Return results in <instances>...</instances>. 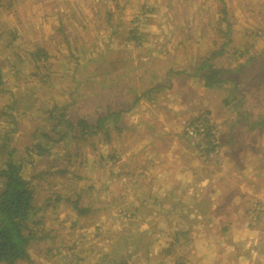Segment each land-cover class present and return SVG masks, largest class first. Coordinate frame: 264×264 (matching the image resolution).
I'll list each match as a JSON object with an SVG mask.
<instances>
[{"label": "rangeland", "instance_id": "rangeland-1", "mask_svg": "<svg viewBox=\"0 0 264 264\" xmlns=\"http://www.w3.org/2000/svg\"><path fill=\"white\" fill-rule=\"evenodd\" d=\"M18 1L0 0V171L21 165L35 192L20 264H208L206 244L264 264V242L234 250L254 239L223 231L264 226V0H108L65 26ZM206 61L232 70L222 87Z\"/></svg>", "mask_w": 264, "mask_h": 264}, {"label": "trees", "instance_id": "trees-1", "mask_svg": "<svg viewBox=\"0 0 264 264\" xmlns=\"http://www.w3.org/2000/svg\"><path fill=\"white\" fill-rule=\"evenodd\" d=\"M248 64L249 62L246 66ZM246 66L242 64L233 70L246 72L243 69ZM202 68L204 73L201 74L197 71L196 74L201 77L204 87L209 89L222 87L227 82L226 75L232 73L231 69H215L208 61L202 65ZM257 80V89H261V85L264 88L262 83L264 79ZM105 121V118L98 120L96 131H93L94 128L88 123L81 121V132L87 131L89 135L91 132H94V135L98 134L100 129L104 130ZM199 121L201 120L197 119L193 123ZM45 136L49 138L47 135ZM208 142L210 141L208 140ZM43 148L37 146L35 149H40L38 152L42 154L44 153ZM21 170V165L10 162L0 171V179L2 180L0 190V264H20L29 262L31 259L29 245L33 242L34 237L31 235L32 231L29 230L28 221L34 210L35 192L30 187L29 181L22 177Z\"/></svg>", "mask_w": 264, "mask_h": 264}, {"label": "crops", "instance_id": "crops-1", "mask_svg": "<svg viewBox=\"0 0 264 264\" xmlns=\"http://www.w3.org/2000/svg\"><path fill=\"white\" fill-rule=\"evenodd\" d=\"M19 1H24V0H19ZM19 1H18V3H19ZM29 1H30V4L34 6L33 7L34 10L32 11L31 14L27 13V15L29 16L28 21H30L32 18H35L39 22L44 24L45 26H53L54 25V22H53L54 19L56 20V25H62L63 24L65 26L66 23H68L72 20H74L78 23V20L76 19V14L74 13V10H76V9L84 10V8H86L88 10L94 9L97 11H101L99 9L105 10V8L107 7V4H108V0H95V2H96L95 5L92 4L90 0H29ZM124 1H127V0L117 1V3H115V6L117 8L119 7V5L123 6L122 4L125 3ZM131 2L133 3L132 7H134L135 4H137L138 0H131ZM149 2H151V0ZM23 3L24 2H20L18 5L23 4ZM148 4H150V3H148ZM55 5H56V8L54 7ZM44 9L45 10L47 9V11L45 13H42V10H44ZM37 10L40 11V13H38ZM82 16L85 18V15L83 12H82ZM19 24L21 26L25 25L24 22L19 23ZM250 34H251L249 36L250 39H252V38L258 39V38L264 37V27H262V29L256 30L254 34L253 33H250ZM41 41H44V39H42ZM247 44H248L247 41H245V45H247ZM249 46L252 47L250 44H249ZM255 54H253L252 57L247 58L246 64L248 62L251 63L250 66L247 68V70L253 68L254 65H260L261 61H259V60L262 57V55H261L262 53L255 52ZM249 55H251V54H249ZM242 56H245V53H242ZM247 70H246V72H247ZM249 73H251V72H249ZM258 85H260V84L258 83ZM236 86L240 87V90H241V86H243V84L240 83V84H237ZM257 91H258V93L261 94V91L264 92V88L257 89ZM263 98H264V96H263ZM232 100H234V99H231V101ZM259 102L261 103L262 101H256V103H259ZM263 105H264V100H263ZM260 120L264 121V118L262 117V118H260ZM176 158L184 159V156L181 154V155L176 156ZM187 158L190 159V157H187ZM161 169L163 170L162 167H161ZM254 226H256V223H252V227H254ZM241 228H242V226H241ZM241 228H239L237 226L229 225V226L224 227L223 231H224V233H234V232H237V230H239L241 233L244 232L245 234H247L246 235L247 238H253L254 241L253 242L244 241V243H242L238 247H234L232 249L240 251V246H242L246 250H253L255 248L257 249V245H255V243H261V242L263 243L264 242V234H263L264 233V226H263V224H260L256 228H251L249 226V224H247L246 226H243L242 229ZM245 229H248V230H245ZM249 229H251V230H249ZM177 244L180 245L179 241ZM206 251L209 253V257L207 259H209L211 262L214 261V264H217L218 263L217 257H215L213 260L214 250H212V247L209 246V249H208V245L206 244ZM240 255L241 256L239 259H242V264H243V262L246 260V257L244 255V253H241ZM249 259L250 260L247 259V264H260L259 263L260 261L256 258L249 257ZM211 262H209L208 264H212ZM225 264H226V262H225Z\"/></svg>", "mask_w": 264, "mask_h": 264}, {"label": "built area", "instance_id": "built-area-1", "mask_svg": "<svg viewBox=\"0 0 264 264\" xmlns=\"http://www.w3.org/2000/svg\"><path fill=\"white\" fill-rule=\"evenodd\" d=\"M182 126L184 131L190 138L197 137L199 134H202L207 129L203 121H199L198 123L184 121Z\"/></svg>", "mask_w": 264, "mask_h": 264}]
</instances>
